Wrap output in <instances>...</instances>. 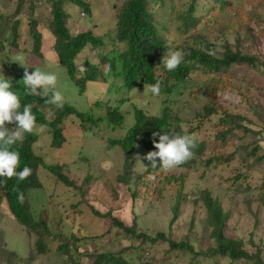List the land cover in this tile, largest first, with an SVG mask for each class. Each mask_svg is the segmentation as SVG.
Here are the masks:
<instances>
[{"label":"rangeland","instance_id":"374dc122","mask_svg":"<svg viewBox=\"0 0 264 264\" xmlns=\"http://www.w3.org/2000/svg\"><path fill=\"white\" fill-rule=\"evenodd\" d=\"M124 1L63 0L69 31L72 34L90 31L103 40L99 46L88 44L75 59L80 70L81 62L99 66L97 78L87 81L83 90L59 64L53 49L50 1L23 0L22 9L15 17L20 20L17 44L11 43L10 30L2 36L0 76L12 79L24 71L23 66L13 62L16 57H23L29 71L39 67L42 71L54 72L64 103L90 114L94 120L82 121L76 113L67 114L61 124L63 141L58 147L51 145L50 128L36 124L37 128L44 126V131H35L38 138L32 144L34 153L47 164H64L63 170L73 184H65L40 166L37 174L41 186L29 190L24 201L33 219L43 210L47 211L51 232L67 235L66 238L75 233L77 239L72 241L71 251L68 255L59 251L58 240L50 233L44 238L47 250L39 253L35 248L36 233L13 217L3 195L0 234L6 249L14 252L16 261L9 263L5 259L0 264H71L75 261L90 264L98 253L105 252H112L127 264H250L242 259L232 261L227 256L196 257L188 250L170 249L163 240L141 241L95 213V210L110 212L125 225H134L137 234L155 236L162 232L166 238L184 241L194 250L203 251L215 244L208 211L201 198L205 189L219 200L225 213V236L241 240L250 252L258 248L264 259V0H228L224 10L216 8L207 12L211 21L196 26L186 25L179 17L191 0L151 1L148 8L154 13L157 26H165L160 27V32L183 55L190 49L208 45L218 57L229 49L257 59L253 66L232 63L217 71L193 66L187 80L172 91L161 81L160 94L156 96L144 91L145 83L128 85L118 59L111 71L104 73L107 63H101L102 54L107 52L111 56L114 51L108 52L109 49L125 47L115 36L116 12ZM31 2L34 7L30 11ZM17 3L18 0H0V13L11 15ZM85 4L89 8L87 12ZM213 4V0H196L197 14H205ZM251 6L255 8L253 12L249 11ZM32 19L41 34L36 50L30 30ZM211 92L222 108L206 116L203 106ZM145 101L148 107L143 111L149 115L160 114L167 105L181 127L192 129V135L204 145L193 167L180 165L168 171L157 167L147 172L151 164L145 159L148 152L138 142L127 172L123 171L121 147H110L107 141L125 135L135 121L134 108L142 109L138 105ZM113 106L119 107L124 116L122 124L116 127L107 115ZM42 111L48 119L53 118L49 107ZM225 131L229 132L220 137ZM169 173L184 176V199L174 219L178 194L168 186L161 191L159 186V179Z\"/></svg>","mask_w":264,"mask_h":264},{"label":"trees","instance_id":"16d2710c","mask_svg":"<svg viewBox=\"0 0 264 264\" xmlns=\"http://www.w3.org/2000/svg\"><path fill=\"white\" fill-rule=\"evenodd\" d=\"M51 3L52 21L50 24L51 32L54 36L53 49L57 54L58 62L65 67L69 77L74 83L83 90L87 81L94 80L99 74V66L92 62H81L79 67L84 70H80L75 63L77 55L88 45L99 46L103 44V40L100 36H94L90 31H81L76 34H72L66 23L67 14L62 7L63 0H48ZM74 2H81V0H71ZM157 0H125L124 3L118 7L116 12V41L119 43H125V47L121 50L113 48L108 52L114 51L109 56L108 53H104L101 56V63H107L111 66H115L116 59L119 60L124 80L128 85H136L141 83L153 84L157 80L164 82L166 88L172 91L178 85H181L187 80L192 67L200 65L209 71H217L223 66L227 67L232 63H247L249 65H255L257 59L253 56L244 55L240 52H232L227 49V52L222 54L221 57L209 56L206 54V49H210L208 45L201 48H193L185 52L184 60L181 65L172 72L167 71L163 65L160 64L161 57L165 52V43H168L167 37L163 36L160 32L164 29V25L157 26L154 13L149 9V3ZM196 0H191V3L187 10L179 13V17L183 19L186 25L196 26L198 23H206L211 21L212 17L207 12L213 9L224 10L228 0H213V6L207 7L206 13L198 15ZM23 0H18L17 6L11 15L5 16L0 13V41L2 36L7 30H10L12 35L11 43L16 45V39L19 35L20 20L15 17L20 13L22 9ZM85 11H88V5L85 4ZM34 7V3H30L29 10ZM255 8L251 6L250 12H253ZM30 30L34 37L33 49H38L41 40V34L36 29V21L30 20ZM218 26V25H217ZM216 26V29L218 27ZM222 27L227 25L221 24ZM114 44V42H113ZM159 71H162L161 73ZM24 71L16 74L11 81V89L21 99L22 106L24 104H31L32 111L36 116V124H42L48 126L51 130V145L58 147L63 141L61 124L64 118L69 113H76L82 121H91L94 118L87 113L78 111L71 105L64 103L62 108H57L54 105L45 103L46 97L28 94L27 90L21 83ZM51 95V93L49 94ZM49 107V112H53V118L48 119L42 108ZM222 106L217 102V98L213 92L210 93L208 102L203 106L204 115L210 116L218 112ZM22 111V108H21ZM110 122L116 127L120 126L123 122L124 116L119 110V107H110L107 113ZM135 121L133 125L127 130L122 138L108 139L109 146L119 145L123 151L124 162L123 171L127 172V168L130 164L132 153L135 151L137 143L139 142L143 148L149 152L153 151L154 145L152 143L153 132L165 130H174L177 133L183 135H192V129H185L181 127L177 117L173 116L167 105L162 107L161 113L157 115H149L140 108H134ZM10 129L15 127L14 124L7 125ZM247 129V128H244ZM229 131L221 133L220 137L224 138ZM38 138L35 132L31 134H25L23 143H17L14 148L20 153V163L17 171L22 170L25 166L31 168V175L24 181H17L15 177L7 180L6 183H0V203L2 202L3 195L8 205V209L13 217L21 223L27 230L35 232L37 239L35 242V248L39 253H44L47 250V244L44 238L50 233L55 240H58L57 248L63 254L68 255L72 248V241L77 239L74 232H71L70 236L63 237L61 233L55 234L51 232V227L48 223L47 211L43 210L37 219H33L29 205L24 201L20 204L17 201L18 192H23L24 196L33 188L41 186V182L38 178L37 169L42 166L50 171L58 180H61L65 184L72 186L73 181L68 179L64 172V164H47L41 156L34 153L32 144ZM158 140V137H156ZM197 140V139H196ZM204 151V145L197 140V147L193 149V156L186 163L189 168L196 161L197 157L201 156ZM211 160H207L206 163H210ZM149 163H151L149 161ZM158 167V166H157ZM153 168L150 164L147 172L152 171ZM121 173L123 175L124 173ZM126 180V177L122 178ZM183 183L184 176L181 174L169 173L159 179L160 190H164L168 186L171 190L177 192L175 198V204L173 208V219L176 217L180 203L184 199L183 195ZM157 190V193L160 192ZM3 193V194H2ZM202 203L204 204L209 215V223L212 226V237L214 239V246L206 250H194V248L186 242H176L165 237L162 232L157 233L155 236H148L147 234H137L135 226H127L110 212L101 213L95 210L97 215L107 217L111 223L116 226L122 227V229L133 235L135 238L142 240H163L166 241L170 249L176 250H188L193 256L201 258H213L215 256H227L232 261L242 259L250 264H264V259L261 257L259 249L248 251L244 248V244L241 240L229 239L224 234V219L225 213L222 210V206L217 198L212 197L208 190H203L201 194ZM173 219L171 222H173ZM32 258V256H29ZM9 260V263L16 261L13 251H8L3 237L0 234V260ZM71 263V260H70ZM80 263V262H78ZM76 261L71 264H78ZM90 264H127L126 261L116 258L112 252L98 253ZM142 264V263H136ZM145 264V263H143Z\"/></svg>","mask_w":264,"mask_h":264},{"label":"clouds","instance_id":"9594fccd","mask_svg":"<svg viewBox=\"0 0 264 264\" xmlns=\"http://www.w3.org/2000/svg\"><path fill=\"white\" fill-rule=\"evenodd\" d=\"M165 52L161 57L160 64L169 71H175L183 62L184 55L181 51L172 48L170 42L165 43ZM206 54L216 56L213 49H206ZM13 62H18L24 67L21 83L28 94L43 96L47 99L45 103L62 108L65 102L63 94L57 90L58 77L54 72L42 71L35 67L29 71V66L23 61V57H16ZM83 71L84 69L81 68ZM111 71V65L104 66V73ZM160 81L149 85L145 83L144 91L156 96L160 94ZM11 81L5 76H0V183L16 178L17 181H24L31 175V168L25 166L17 171L20 163V153L14 148L17 143H23L25 134L35 131L43 132L44 126L37 128L36 116L32 111L31 104L22 106L20 97L12 90ZM42 89V91H38ZM51 93V95H49ZM142 110L147 109V101L138 105ZM22 108V111H21ZM14 124L9 128L7 125ZM153 151H149L145 159L151 162L153 168L164 169L165 171L175 169L186 163L193 156V149L197 147V140L194 135L179 134L174 130H163L153 132ZM158 137V140L156 139ZM24 193L18 192L17 201L24 203Z\"/></svg>","mask_w":264,"mask_h":264}]
</instances>
